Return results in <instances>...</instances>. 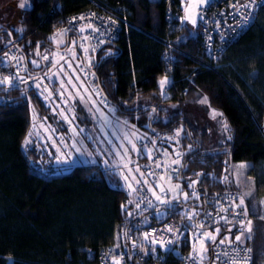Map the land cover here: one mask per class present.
Returning <instances> with one entry per match:
<instances>
[{
  "label": "trees",
  "instance_id": "obj_1",
  "mask_svg": "<svg viewBox=\"0 0 264 264\" xmlns=\"http://www.w3.org/2000/svg\"><path fill=\"white\" fill-rule=\"evenodd\" d=\"M94 1L120 7L129 23H122L117 39L94 54V86L119 118L169 135L162 146L172 154L186 150L184 178L196 179L209 193L242 192L228 178L229 166L250 164L247 176L254 191L252 199L244 197V208L252 221L243 245L252 248L251 264H264V213L255 203L264 197V6L255 23L209 63L199 49L197 29L168 24L166 0ZM52 2L38 0L23 9L19 34L8 28L13 39L21 40L27 66L28 58L38 61L40 48L48 50L47 36L64 16L96 9L93 0H57L55 14L48 15ZM6 34L0 32L7 39L0 49L10 40ZM164 78L169 83L162 96ZM29 82L0 85V264H99L98 253L118 243L126 221L123 188L94 179L90 172L97 165L76 166L60 176L32 168L23 150L31 105L41 113L50 108ZM26 90L32 91L30 97ZM203 98L205 107L222 114L229 126L230 137L222 144L213 142L210 130L194 129L183 112ZM227 229L222 227L220 235Z\"/></svg>",
  "mask_w": 264,
  "mask_h": 264
},
{
  "label": "built area",
  "instance_id": "obj_2",
  "mask_svg": "<svg viewBox=\"0 0 264 264\" xmlns=\"http://www.w3.org/2000/svg\"><path fill=\"white\" fill-rule=\"evenodd\" d=\"M93 2L96 9L62 18L47 36L49 51L44 55L48 58L44 59L46 62L54 60V54L70 56L69 52L74 48L71 44L73 38L83 52L82 57L78 55L73 58L81 59L80 64L74 60L75 70L90 86H94L91 71L94 54L103 45L117 39L122 23L129 24L121 15L120 7ZM166 2L165 19L173 29L180 30L184 24L187 0H177L175 4L173 0ZM33 3L29 1L30 7ZM56 4L57 0H53L48 15L55 14ZM263 6L264 0H208L198 10L196 29L200 38L199 49L209 63L217 61L225 47L234 43L255 23ZM84 27L89 29L80 32ZM20 42V39L9 40L0 49L2 86L22 85L31 78ZM167 45L171 46L169 43ZM89 50L90 54H87ZM162 60L166 62V55H163ZM5 80L7 82H3ZM97 94L101 97V103L107 104L98 89ZM177 133L174 130L173 135ZM141 135L138 147L145 153L141 168L149 186L140 183L133 190L123 188L126 221L118 243L98 253L99 264H114L115 260L119 264H251V247L230 243L224 238L233 228L238 231L240 228L245 229L249 226L248 222L252 221L248 213L244 214V206L237 207L240 200H244L243 194L237 190L209 193L199 186L196 179L184 178L183 159L187 151L177 150L174 154L168 152L162 144L170 138L169 135L146 131H141ZM101 171L94 169L90 175L110 184ZM167 180L183 183L187 199L181 195L172 197L165 189ZM222 227L228 229L220 235ZM217 228L221 229L220 233L216 232ZM204 233H210L216 239L213 241L206 238ZM87 253L88 258H91V253Z\"/></svg>",
  "mask_w": 264,
  "mask_h": 264
},
{
  "label": "rangeland",
  "instance_id": "obj_3",
  "mask_svg": "<svg viewBox=\"0 0 264 264\" xmlns=\"http://www.w3.org/2000/svg\"><path fill=\"white\" fill-rule=\"evenodd\" d=\"M29 1L32 0H0V30L13 29L15 34H19L21 30L19 15L23 9L30 8ZM21 3H24L25 6L21 7ZM0 38V45L7 40L5 36ZM7 44L8 42L3 47ZM71 44L74 48L70 50V56L54 54L53 62L44 60V55L49 50L43 51L42 48L37 51L38 54L40 53L39 57L42 63L39 61V57H37L38 61L28 58V68L32 71L30 72L32 79L30 78L28 84L35 89L41 102L50 108L49 113H41L33 104L31 105L32 125L29 131L31 135L28 134L25 139L28 143L23 142V150L28 155L32 168L44 175L60 176L70 172L76 166L97 165V169L104 172L103 174L108 178L110 184H120L127 190H133L140 183L148 185V180L141 168L145 153H142L138 147L143 130L127 122L128 120L119 118L115 108L101 103L97 88L86 84L75 70L74 60L80 64L81 59L73 58L78 55L82 57L83 52L79 49L78 44H75L73 38ZM109 53L107 51L105 54ZM87 54H90V50ZM46 74L51 79L49 82L48 78H44ZM162 80H166L163 87H161ZM162 80L159 82V87L162 96H165L164 89L169 81L166 78ZM26 91L30 97L32 91ZM75 91L85 101L83 106L79 104L80 100L75 97ZM74 97L78 101L75 104ZM68 100L74 101L71 106L78 110L71 117L67 116L68 112L65 106L62 108ZM205 104L207 102L203 98L199 103L186 106L183 112L194 129L201 132L206 129L210 130L213 142L222 144L230 137L229 126L219 112L205 107ZM135 107L139 106L136 105L132 108ZM84 110L89 116L85 115ZM214 113L217 114L215 117ZM64 117H66L65 122L63 121ZM89 118H91L90 121H87ZM69 124L73 125V128H68ZM60 129L66 132L64 133ZM249 167L248 162L232 164L229 166L230 173L228 175V178L241 188V193L246 199H252L254 191L253 182L247 176ZM188 178L190 179V177H186V179ZM165 189L172 197L181 195L182 198H185L187 195L183 191L184 185L181 182L167 180ZM255 203L259 204L264 213V197ZM219 230L221 231V229ZM244 230V228H240L239 232L227 233L224 238L230 243L243 244L248 237ZM241 233H243L241 240L237 242L235 237Z\"/></svg>",
  "mask_w": 264,
  "mask_h": 264
},
{
  "label": "water",
  "instance_id": "obj_4",
  "mask_svg": "<svg viewBox=\"0 0 264 264\" xmlns=\"http://www.w3.org/2000/svg\"><path fill=\"white\" fill-rule=\"evenodd\" d=\"M208 0H187V5H186V8H185V11H184V21L183 23L186 24H190L194 29H196L197 27V19H198V10L200 8H202L206 2ZM81 29H83V31H81ZM80 29V32H85L86 30H88L89 28L88 27H84V28H81ZM0 32H5L8 34V37L10 40H12V36H11V33L8 31V30H1ZM68 38V37H67ZM39 57V55H38ZM39 61L42 63L40 57H39ZM91 71H93V69H91ZM202 178L201 175L198 176V179L200 180ZM179 181L181 179H178ZM199 184V182H198Z\"/></svg>",
  "mask_w": 264,
  "mask_h": 264
},
{
  "label": "snow or ice",
  "instance_id": "obj_5",
  "mask_svg": "<svg viewBox=\"0 0 264 264\" xmlns=\"http://www.w3.org/2000/svg\"><path fill=\"white\" fill-rule=\"evenodd\" d=\"M21 7H24L25 6V4L24 3H21V5H20ZM89 27H91V25H89ZM81 31H83V29H81ZM39 47V46H38ZM44 59H48L47 57H44ZM38 66V65H37ZM3 82H7V80H5V81H3ZM166 83V80H162L161 81V87H163V85ZM215 115H217L216 113H214V117H215ZM222 115V114H221ZM225 127H227V125H225ZM29 135H31V133H29ZM177 135H179V133H177ZM25 143H28V141L26 140L25 141ZM73 146H75V145H73ZM133 147H135L134 145H133ZM157 167H159V164L157 165ZM137 171H139V169H137ZM154 195H155V193H153ZM157 199H160L159 197H156ZM185 199H187V195L185 196ZM244 206V200L243 199H241L240 200V203H239V205H237V207H243ZM244 214H247V210L245 209V213ZM248 227L246 228V230L247 231H251V228H250V225H251V221H249L248 222ZM242 227H244V225H243V223H242ZM169 231H171V229H168ZM219 229H216V232L217 233H219ZM229 231H231V229H229ZM206 238H211L213 241L216 239V237L214 236V235H211L210 233H204L203 234ZM242 235H243V233H241V235H237L236 237H235V239H236V241L237 242H239L240 240H241V237H242ZM153 243H156V241L155 240H153L152 241ZM221 243H223V241H221ZM114 264H119V261L118 260H115L114 261Z\"/></svg>",
  "mask_w": 264,
  "mask_h": 264
},
{
  "label": "crops",
  "instance_id": "obj_6",
  "mask_svg": "<svg viewBox=\"0 0 264 264\" xmlns=\"http://www.w3.org/2000/svg\"><path fill=\"white\" fill-rule=\"evenodd\" d=\"M65 70V69H64ZM61 80H62V78L61 77H59ZM73 87V86H72ZM74 89H75V85H74ZM76 92V91H75ZM74 94H76L75 95V97L76 98H78L80 101H79V104H82V106L85 104V101L81 98V96H80V94H78L77 92L76 93H74ZM74 97V98H75ZM75 98V100H76V102H74V101H66L65 102V104L62 106V108L65 106V108L67 109V116L68 117H71V116H74L75 115V113L78 111L74 106H71V104H72V102H74V104L75 103H77L78 101H77V99ZM73 105V104H72ZM81 106V107H82ZM83 108V107H82ZM57 110H59V109H57ZM60 112H61V109H60ZM84 112H85V110H84ZM85 115L86 116H89L88 114H87V112H85ZM75 119H77V117H75ZM90 119L91 118H89L87 121H90ZM62 120V119H61ZM65 120H66V117H64V119H63V121L65 122ZM75 125V124H74ZM62 128V127H61ZM68 128H73V125H71L70 126V124L68 125ZM61 131H63L64 133L66 132L65 130H62V129H60Z\"/></svg>",
  "mask_w": 264,
  "mask_h": 264
},
{
  "label": "flooded vegetation",
  "instance_id": "obj_7",
  "mask_svg": "<svg viewBox=\"0 0 264 264\" xmlns=\"http://www.w3.org/2000/svg\"><path fill=\"white\" fill-rule=\"evenodd\" d=\"M37 1H38V0H32L31 2H34V3H35V2H37Z\"/></svg>",
  "mask_w": 264,
  "mask_h": 264
},
{
  "label": "bare ground",
  "instance_id": "obj_8",
  "mask_svg": "<svg viewBox=\"0 0 264 264\" xmlns=\"http://www.w3.org/2000/svg\"><path fill=\"white\" fill-rule=\"evenodd\" d=\"M45 67V66H44ZM32 79V78H31ZM17 87V86H16Z\"/></svg>",
  "mask_w": 264,
  "mask_h": 264
}]
</instances>
